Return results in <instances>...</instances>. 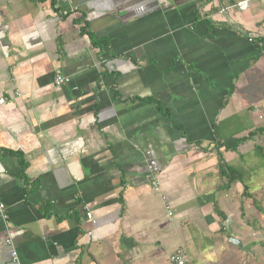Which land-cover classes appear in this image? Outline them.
Wrapping results in <instances>:
<instances>
[{"label":"crops","instance_id":"1","mask_svg":"<svg viewBox=\"0 0 264 264\" xmlns=\"http://www.w3.org/2000/svg\"><path fill=\"white\" fill-rule=\"evenodd\" d=\"M52 1L0 0V264H232L264 0Z\"/></svg>","mask_w":264,"mask_h":264},{"label":"rangeland","instance_id":"2","mask_svg":"<svg viewBox=\"0 0 264 264\" xmlns=\"http://www.w3.org/2000/svg\"><path fill=\"white\" fill-rule=\"evenodd\" d=\"M250 154L247 157L245 156L246 160L238 158L236 163H234L244 167L245 171L250 166H256L252 167V169L256 170L257 178L251 180L249 185L250 188L256 187L251 189L252 198L244 197L242 199L245 208L243 210L244 216H241L238 204V201H241L238 200L241 195L234 194V237L240 239L242 245L240 247L234 245L232 264H264V247L258 244L259 242H264V193H260L262 190L264 191V175L261 172L264 167L262 163L256 164V158L250 159ZM252 199L257 202L263 212L256 209ZM248 222L254 225H248Z\"/></svg>","mask_w":264,"mask_h":264},{"label":"trees","instance_id":"3","mask_svg":"<svg viewBox=\"0 0 264 264\" xmlns=\"http://www.w3.org/2000/svg\"><path fill=\"white\" fill-rule=\"evenodd\" d=\"M52 2H55V0H53ZM264 136V126H260L257 128H254L251 131H248L247 134L245 136H241L237 139V141L234 143V146H226L224 144H222V146L225 149H229V150H237V147L240 143H244L247 140L252 139L254 136ZM253 157L256 158V164L262 163L263 167H264V149L261 145L259 144H254L253 146ZM216 154L218 155V171L219 174L222 175L223 177L226 178L227 184H230L231 182L234 183H239L242 186V193L241 195L244 197H248V198H252V195L248 192V186L245 183V175L247 174L248 170L245 171L244 167L242 166H230L227 163L224 162V160L222 159L221 155L219 154L218 150L216 151ZM239 158H243L242 155L238 154ZM253 200V203L256 207V209L262 211L257 202ZM263 212V211H262ZM241 215H243V212L241 210ZM223 219H225L224 215ZM248 225L253 226L254 224H251L248 222ZM261 247H264V242H259L258 243Z\"/></svg>","mask_w":264,"mask_h":264},{"label":"built area","instance_id":"4","mask_svg":"<svg viewBox=\"0 0 264 264\" xmlns=\"http://www.w3.org/2000/svg\"><path fill=\"white\" fill-rule=\"evenodd\" d=\"M237 6L239 8H243L245 6V2H239V3H237ZM248 40L251 41L252 38H249ZM53 83L55 86H61L64 84H69L70 78L68 76L62 75L60 72H56L53 76ZM5 102H6L5 98H0V105L4 104ZM152 185H153V190L155 192H158L159 188H158L157 181L153 180ZM163 201H165L164 198H163ZM165 208H166V210H168L169 206L165 205ZM168 215H170L169 211H168ZM87 217L89 219H91L90 214H87ZM0 219L4 223L7 220V213L5 212L4 206L2 203H0ZM92 223H94V220H92ZM7 231H8V235H9L10 230H7ZM9 242H10V240H9V236H8V238H6V240H5V243L8 244ZM11 257H12V260H15V253L14 252L11 253ZM168 260L171 264H187V262H188L187 256H186V254L182 248L175 249L169 255Z\"/></svg>","mask_w":264,"mask_h":264},{"label":"water","instance_id":"5","mask_svg":"<svg viewBox=\"0 0 264 264\" xmlns=\"http://www.w3.org/2000/svg\"><path fill=\"white\" fill-rule=\"evenodd\" d=\"M228 240H229V242L233 243L237 247L241 246V241L236 237L229 236Z\"/></svg>","mask_w":264,"mask_h":264}]
</instances>
